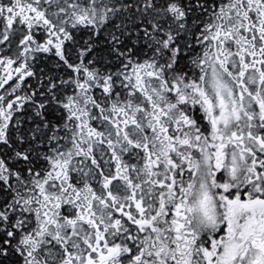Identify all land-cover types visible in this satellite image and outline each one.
Returning a JSON list of instances; mask_svg holds the SVG:
<instances>
[{
  "label": "snow or ice",
  "instance_id": "6c2138e0",
  "mask_svg": "<svg viewBox=\"0 0 264 264\" xmlns=\"http://www.w3.org/2000/svg\"><path fill=\"white\" fill-rule=\"evenodd\" d=\"M0 264H264V0H0Z\"/></svg>",
  "mask_w": 264,
  "mask_h": 264
}]
</instances>
